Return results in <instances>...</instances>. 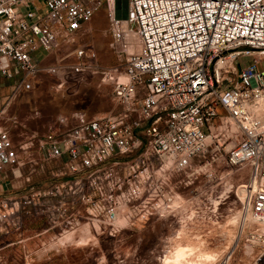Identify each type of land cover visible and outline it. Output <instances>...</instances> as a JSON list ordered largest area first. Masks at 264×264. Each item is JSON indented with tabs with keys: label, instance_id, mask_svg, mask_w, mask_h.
<instances>
[{
	"label": "built area",
	"instance_id": "2783aa9c",
	"mask_svg": "<svg viewBox=\"0 0 264 264\" xmlns=\"http://www.w3.org/2000/svg\"><path fill=\"white\" fill-rule=\"evenodd\" d=\"M40 2L0 0V264L31 227L63 234L89 206L113 220L162 214L171 175L227 141L226 161L249 167L241 203L264 223V0ZM100 8L115 65L80 38ZM43 75L67 89L109 81L117 108L29 129L8 104Z\"/></svg>",
	"mask_w": 264,
	"mask_h": 264
},
{
	"label": "rangeland",
	"instance_id": "374dc122",
	"mask_svg": "<svg viewBox=\"0 0 264 264\" xmlns=\"http://www.w3.org/2000/svg\"><path fill=\"white\" fill-rule=\"evenodd\" d=\"M80 38L93 43L102 64L118 63L108 47L104 8L85 24ZM247 60V56H240L235 62L237 68ZM225 75L234 79L236 70L230 68ZM1 87L4 84L0 85V107L10 95L9 88ZM116 108L109 81L93 78L76 89H67L46 75L8 104L10 112L38 132H44L57 115L66 116L70 125L77 113L92 117ZM17 130L13 128L14 137ZM230 144L227 141L220 149L211 150L193 172L187 169L171 175V197L164 199L162 214L126 217L120 213L113 220L107 218L102 205L89 206L63 234L58 233V228L36 234V226L31 227L26 249L4 250V264H167L166 257H172L178 244H196L210 251L214 257L209 264H264V223L248 219L249 209L241 203V183L249 167L226 161ZM37 180L41 184L48 181L45 176ZM6 191V186H0V192ZM199 259L192 254L186 264L200 262Z\"/></svg>",
	"mask_w": 264,
	"mask_h": 264
},
{
	"label": "bare ground",
	"instance_id": "6f19581e",
	"mask_svg": "<svg viewBox=\"0 0 264 264\" xmlns=\"http://www.w3.org/2000/svg\"><path fill=\"white\" fill-rule=\"evenodd\" d=\"M240 215H241V213H240ZM246 216L248 219L256 218V216L250 210L248 211ZM250 222H251V220H250ZM248 225H249V223H248ZM175 248L176 249H175V252L172 255V257L169 256L167 258L165 256L166 259L165 258L164 259L166 260L167 264H186V262L188 261V259L190 258V256L192 254H197L198 257L200 258L199 259L200 262H194L193 264H209V262L212 261V259L214 257L213 253H211L210 251L203 250L201 247L197 246L196 244H194V246H192V244L187 245V246H184L182 244H178L177 247H175ZM262 254H261V256H262ZM192 259H193V257H192Z\"/></svg>",
	"mask_w": 264,
	"mask_h": 264
},
{
	"label": "crops",
	"instance_id": "0c3cea01",
	"mask_svg": "<svg viewBox=\"0 0 264 264\" xmlns=\"http://www.w3.org/2000/svg\"><path fill=\"white\" fill-rule=\"evenodd\" d=\"M36 3H41L40 0H34ZM1 85V84H0ZM5 87H1V88H9L8 85L4 84ZM10 89V88H9Z\"/></svg>",
	"mask_w": 264,
	"mask_h": 264
}]
</instances>
